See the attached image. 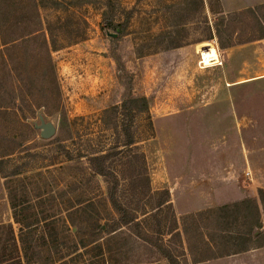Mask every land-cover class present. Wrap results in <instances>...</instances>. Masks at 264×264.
Listing matches in <instances>:
<instances>
[{"label": "rangeland", "instance_id": "obj_1", "mask_svg": "<svg viewBox=\"0 0 264 264\" xmlns=\"http://www.w3.org/2000/svg\"><path fill=\"white\" fill-rule=\"evenodd\" d=\"M113 3L114 39L104 0H0V264L20 239L29 264H264V249L194 263L188 248L221 226L210 209L253 197L264 214V6ZM128 86L150 100L134 147L115 129ZM109 148L128 223L89 161Z\"/></svg>", "mask_w": 264, "mask_h": 264}, {"label": "trees", "instance_id": "obj_2", "mask_svg": "<svg viewBox=\"0 0 264 264\" xmlns=\"http://www.w3.org/2000/svg\"><path fill=\"white\" fill-rule=\"evenodd\" d=\"M104 1L107 7L106 10L102 13V23L104 26V30L108 29L109 31H116L118 27H122L123 29V26L125 25L124 23L120 24L115 23L114 21L113 15L115 6L113 0ZM262 6H264V4H259L257 7L259 8ZM249 10H251V8ZM126 13V18H128L131 16L132 11L127 10ZM209 38H212V36ZM149 105L150 100L147 97L134 95L130 91V87L128 86L125 89L121 104L119 106L121 109V113H118L117 111L119 107L116 106L115 108H112L117 111V114L122 115L124 118L120 126L118 125V123H115L116 131L119 129L121 135L124 137L123 145H126L128 147L135 146L136 141L134 139L133 133L134 118L137 114L148 111ZM114 154H116V151L112 148L101 152H94L90 154L89 161L94 167V172L103 177L106 183V189L108 191L111 204L118 212L122 213L120 215L121 220L123 221V223H128L132 219L127 218L128 216L125 212V208L121 206V204L116 200L115 197L117 178L114 173L105 165V162L109 158V156ZM67 155L68 157H71L70 152H67ZM13 174L15 175V173ZM7 189H9V187ZM8 193L13 216L16 218V195L14 191H10ZM257 197L261 204L264 206V188H257ZM163 203L164 202L158 203V206L162 205ZM215 214V219L220 222L221 226L214 229V232H212V234L201 237L200 243L203 246V250L195 252L191 249L188 243L189 253L192 256V261L194 263L208 260L214 257L241 253L252 248H259L264 246V230L260 217V206L257 199L253 197H246L240 201L231 204H225L217 209L209 210V215ZM238 217L242 218V226H246V228H244V230L242 229L233 231L231 230L232 225L238 219ZM95 226L99 229L102 228L100 224H96ZM196 229L198 230V227H196ZM187 231V228H183L184 235L187 233ZM178 235H180V233H178ZM19 241L22 244L23 253L22 255L17 254L16 263L29 264L30 261L27 260V252L24 248V239H20ZM35 242L37 243L36 246H42L45 242L44 235H41L37 239H35L33 245ZM196 253L198 255L194 256ZM165 257L168 259L170 264H180L177 258L170 252H166Z\"/></svg>", "mask_w": 264, "mask_h": 264}, {"label": "water", "instance_id": "obj_3", "mask_svg": "<svg viewBox=\"0 0 264 264\" xmlns=\"http://www.w3.org/2000/svg\"><path fill=\"white\" fill-rule=\"evenodd\" d=\"M122 31L120 27L115 32L105 29V34L111 38H116ZM35 128L39 130V135L43 139L51 138L55 134V126L52 122L45 121L42 116H39V124L35 125Z\"/></svg>", "mask_w": 264, "mask_h": 264}, {"label": "crops", "instance_id": "obj_4", "mask_svg": "<svg viewBox=\"0 0 264 264\" xmlns=\"http://www.w3.org/2000/svg\"><path fill=\"white\" fill-rule=\"evenodd\" d=\"M226 2H227V4H230V2L238 4V7H236V8L229 7V9L231 11L232 10L234 11L235 9H237L238 11H241L240 9H246L247 7H252L254 5L264 4V0H226ZM221 4H222V6L224 5V0H221ZM224 6H226V5H224ZM260 217H261V221H262V227L264 230V214L260 213ZM262 249H264V246L259 247V248H252V249H249V250L241 252V253L244 254V253H251L253 251H262ZM241 253H236V254H231V255H237V254H241ZM218 259H221V258H218ZM206 261H208V260H206Z\"/></svg>", "mask_w": 264, "mask_h": 264}]
</instances>
